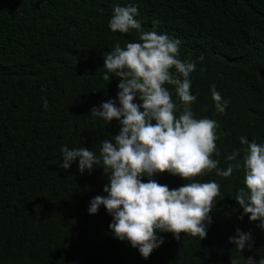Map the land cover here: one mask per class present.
Instances as JSON below:
<instances>
[{
  "label": "trees",
  "instance_id": "16d2710c",
  "mask_svg": "<svg viewBox=\"0 0 264 264\" xmlns=\"http://www.w3.org/2000/svg\"><path fill=\"white\" fill-rule=\"evenodd\" d=\"M134 6L143 31L179 39L180 59L196 62L190 75L195 118L218 124L213 159L226 169L227 155L245 147L239 138L264 144V0H0V264H246L264 256V230L243 215L234 199L245 188L243 169L231 177L215 170L195 177L215 181L220 195L207 236L157 233L164 243L144 259L115 238L103 206L102 167L81 174L78 160L60 165L62 149L86 147L118 135L120 124L91 120V109L116 100L119 79L105 80L104 54L119 42H139L137 30L112 32L115 6ZM203 56V61L200 57ZM228 102L218 113L211 86ZM178 113L183 105L167 86ZM47 101V109L44 102ZM136 103H140L139 100ZM243 152L240 159H242ZM169 189L185 183L168 173L154 177ZM147 182L148 178H142ZM251 232L254 244L235 251L229 238Z\"/></svg>",
  "mask_w": 264,
  "mask_h": 264
},
{
  "label": "clouds",
  "instance_id": "9594fccd",
  "mask_svg": "<svg viewBox=\"0 0 264 264\" xmlns=\"http://www.w3.org/2000/svg\"><path fill=\"white\" fill-rule=\"evenodd\" d=\"M134 6H115L109 22L112 32L128 33L137 30L139 42H129L122 47L117 42L104 54L105 75L114 73L119 79L116 100L103 102L92 108L91 120L100 119L109 124L118 121L120 131L111 139L99 142V154L86 147L62 149L63 169H70L78 160L81 174L102 168L108 183L106 196H96L90 201L89 214L96 215L105 207L113 220L109 228L115 238L128 241L148 259L164 240L157 233H172L177 240L182 233L206 238L212 224L210 213L220 195V185L215 181L198 182L194 178L215 170L220 177H231L234 170L243 169L245 188H240L235 200L253 223L264 230V144L249 142L241 136L242 149L227 155L226 169L213 159L216 152L218 124L209 118H195L191 104L197 99L191 92L190 75L196 62L181 60V41L155 28L143 31L135 19ZM200 61L204 57L201 56ZM174 91L182 102H173ZM211 96L218 113H224L228 102L222 99L215 85ZM139 100L140 103H136ZM47 101L44 108L47 109ZM243 152L242 159L241 153ZM168 173L185 181L183 186L169 189L154 177ZM147 177V182L142 178ZM235 251L244 252L254 244L251 232L240 229L229 238ZM232 264L238 261L232 258ZM246 264H264V256L257 261L246 258Z\"/></svg>",
  "mask_w": 264,
  "mask_h": 264
}]
</instances>
